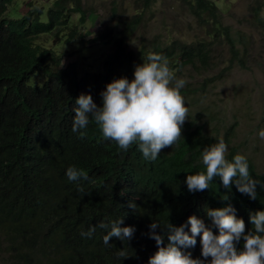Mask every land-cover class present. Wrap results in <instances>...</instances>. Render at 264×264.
<instances>
[{
    "label": "trees",
    "instance_id": "obj_1",
    "mask_svg": "<svg viewBox=\"0 0 264 264\" xmlns=\"http://www.w3.org/2000/svg\"><path fill=\"white\" fill-rule=\"evenodd\" d=\"M44 1L26 0V9L18 12L11 8L16 0H0V264H148L157 251L148 237L152 222L159 223L165 235L168 222L179 227L193 215L211 226L208 209L228 204L243 219L246 232L254 230L249 214L264 210V172L256 169L252 158L257 147H248L245 141L230 145L235 118L230 128L220 119L223 141L229 145L225 156L231 162L236 155H245L250 177L259 181L256 199L241 194L234 185L225 190L219 177L205 191L187 190L186 176L206 171L203 149L218 143L220 137V129L211 125L215 118L209 109H205L207 119L199 111L201 97L193 94L197 89L189 88L190 84L180 89L189 110L181 139L162 149L156 160L145 159L138 142L128 150L120 149L115 141L104 138L91 117L80 130L82 135L73 133L72 125L75 100L81 94L90 95L101 107L106 85L120 78L131 81L135 67L147 63L149 54L165 57L168 67L176 71L186 64L209 69L216 64L212 41H218L227 46L223 48L228 63L221 71L232 65H255L263 71L264 0H248L252 17L240 31L223 24L210 0H177L198 20L206 38L153 36L135 50L128 47L124 33L116 36L109 31L100 36L112 45L102 67L83 73L74 61L59 67L62 54L37 39L65 36L67 43L82 37L72 17L76 14L81 25L92 9L83 0ZM139 1L147 10L158 2ZM140 17L133 14L126 30L133 32ZM255 36H260V43L254 44ZM38 73L40 81L35 77ZM69 167L81 170L87 179L69 181ZM224 195L227 201L222 200ZM120 219V227L136 229L133 238L124 242L113 237L112 246L105 245L103 237ZM101 222L109 227H98ZM96 225L91 238L82 235ZM212 231L217 234L215 228ZM156 232L160 234L161 229ZM196 240V246L186 250L194 259L201 258L199 237Z\"/></svg>",
    "mask_w": 264,
    "mask_h": 264
},
{
    "label": "clouds",
    "instance_id": "obj_2",
    "mask_svg": "<svg viewBox=\"0 0 264 264\" xmlns=\"http://www.w3.org/2000/svg\"><path fill=\"white\" fill-rule=\"evenodd\" d=\"M210 1L216 5L218 13L222 16L216 1ZM245 1L246 14L243 16V23L239 22L237 28H235L239 31L242 27H247L245 21L252 17L250 12L252 7L248 5V0ZM187 12L193 24L192 29L197 37L177 36L168 38H192L193 40L206 38V36H202V29L198 20L193 17L189 10ZM223 24L225 23L223 22ZM212 42L215 50V45L220 44H218V41ZM221 45L227 48L226 45ZM147 60V63L143 62V64L135 67L134 78L131 81L127 78H120L106 85V90L101 93V107H97L90 95L81 94L75 100L77 107L74 110L72 132H80L82 135L83 132L80 130L89 125L91 117L99 125L104 138L115 141L122 150H128L133 143L138 142L139 151L145 159L150 160H156L162 149L172 147L181 139L182 126L186 119H189V110L180 94V89L185 86L186 81L175 79V74L172 73V68L168 67L165 57L159 54H149ZM232 67L258 69L255 65L246 67L232 65L227 69L230 70ZM197 69L203 68L199 67ZM223 71L214 75V78H218ZM206 79L210 80V77ZM206 79L204 80L207 81ZM242 107L243 119L252 120V113L255 111L249 104V97H242ZM257 108L261 113L263 110L262 104L258 102ZM210 114L215 118L211 125L220 129L219 142L203 149L202 162L206 171L187 175L185 180L187 190L190 193L205 191L209 189V183L215 177H219L225 190L230 191V187L234 185L238 192L255 200L259 181L250 177L245 155L238 154L231 162L226 159L225 153L229 149V145L222 138L224 134V128L220 120L222 117L219 116V113L218 115ZM233 118L237 121L235 113L229 118L223 117L224 125L230 128L235 121ZM204 119H207V117L204 116ZM237 124L238 121L236 127ZM236 127L234 136L230 138L231 146H236V144H232V138L236 135ZM260 129L257 130L256 134ZM209 132L215 134L212 130ZM258 135L261 139H264V130H261ZM256 138L259 143L260 138L255 137L252 140V145L249 146L246 143L245 145L258 148L257 144L254 145ZM263 149H258L257 153H264ZM252 154L254 160L255 153L252 152ZM256 169L264 172V169L259 170L257 166ZM66 175L69 181H76L80 177L87 179V176L75 167H69ZM222 200L227 201L228 196L224 195ZM129 207L135 208V205L130 203ZM235 212L236 210L231 204L218 209H208L206 216L210 218L211 226H206L201 219L194 215L189 216L186 224L179 227L168 222L165 226L167 235H165V231L159 223L152 222L149 225L148 237L155 241L157 251L149 258L148 264H264V210L249 214V223L254 230H247V232L243 219L237 218ZM122 223L123 219H120L111 224V231L103 237L105 245L112 246L109 244V240L113 237L124 242L133 238L136 229L134 227H120L119 225ZM96 227L97 225L90 227L82 235L91 238ZM98 227L107 228L109 225L101 222ZM186 227L188 231H185ZM158 228L161 229L160 234L156 232ZM212 228L217 230V234L213 233ZM197 237H199L201 246V258L194 259L191 252L186 250L196 246ZM165 239H167L166 245L164 243ZM241 244L242 249L240 248ZM120 255H124L123 250H121Z\"/></svg>",
    "mask_w": 264,
    "mask_h": 264
},
{
    "label": "rangeland",
    "instance_id": "obj_3",
    "mask_svg": "<svg viewBox=\"0 0 264 264\" xmlns=\"http://www.w3.org/2000/svg\"><path fill=\"white\" fill-rule=\"evenodd\" d=\"M26 0H16L11 6L18 12L26 9ZM219 11L222 14L223 22L237 28L239 22L243 23V16L246 14L245 0H215ZM44 0H37L42 4ZM84 6L92 9L88 13V18L83 24H79L76 14L73 15L74 24L78 25V33L82 37H77L67 43L64 42L65 36L55 39L54 36L40 35L37 42L43 46L52 48L57 54H62L60 66L74 61L79 73L102 67V62L111 51V42L107 38H101L102 34L109 31L116 33V36L124 33L127 36L128 47L139 49L153 36L162 39L168 37H197L192 29L191 18L182 3L177 0H158L150 9L144 10L139 0H83ZM115 8V10H113ZM133 13L141 16V21L137 24L133 32L126 30ZM42 15L41 19L44 20ZM78 36V35H77ZM98 37L96 41L92 38ZM260 36L253 37L254 44L260 43ZM84 39L85 41H82ZM214 67L209 69H197L191 64H186L180 71L174 73L175 79H183L189 88H196V96L199 99L198 107L202 116H205V109H209L212 114L219 113L220 117L229 118L233 113L237 115L236 135L232 138V144L245 141L246 145H252V140L259 137L258 133L264 130V70L257 68H238L232 67L230 70L223 71L218 78V74L227 63L226 50L223 46L215 45ZM222 58V59H217ZM262 64L264 69V50L262 51ZM212 79H206L212 77ZM36 80H42L40 73L36 74ZM206 79L207 81H205ZM205 83V87L202 85ZM185 84V86H186ZM249 97V104L255 111L252 113L253 119H243L242 97ZM262 104L263 110L260 113L257 106ZM213 109V110H212ZM218 111V112H216ZM261 128L256 134L257 130ZM256 135V136H255ZM258 149L264 148V139L256 138L255 146ZM240 150L245 151L244 147ZM264 150V149H263ZM254 161L259 170L264 169V153L254 154Z\"/></svg>",
    "mask_w": 264,
    "mask_h": 264
}]
</instances>
